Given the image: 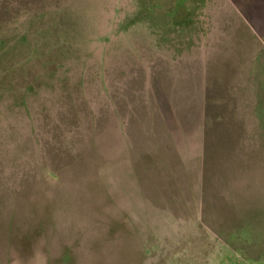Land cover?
I'll return each instance as SVG.
<instances>
[{"label": "rangeland", "instance_id": "374dc122", "mask_svg": "<svg viewBox=\"0 0 264 264\" xmlns=\"http://www.w3.org/2000/svg\"><path fill=\"white\" fill-rule=\"evenodd\" d=\"M263 130L264 0H0V264H264Z\"/></svg>", "mask_w": 264, "mask_h": 264}, {"label": "crops", "instance_id": "0c3cea01", "mask_svg": "<svg viewBox=\"0 0 264 264\" xmlns=\"http://www.w3.org/2000/svg\"><path fill=\"white\" fill-rule=\"evenodd\" d=\"M262 133H263L262 135L264 136V130H263V132H262ZM263 136H262V138H261V137H260V138H258L259 140H261V142H263V143H261V142H260V143H261V145H262V146H261L262 148L264 147V138H263ZM258 142H259V141H258ZM252 146H253V145H252ZM253 148H254V146H253ZM262 148H259V150H261V151H262ZM251 150H253V149H250V152H249L250 154H251ZM254 150H255V149H254ZM262 153H263V152H262ZM252 154H253V153H252ZM252 154H251V155H252Z\"/></svg>", "mask_w": 264, "mask_h": 264}]
</instances>
